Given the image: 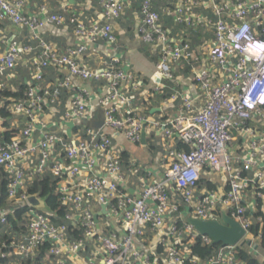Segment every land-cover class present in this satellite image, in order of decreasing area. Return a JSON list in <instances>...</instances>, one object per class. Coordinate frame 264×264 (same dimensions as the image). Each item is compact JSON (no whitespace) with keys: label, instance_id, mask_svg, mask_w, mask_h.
<instances>
[{"label":"built area","instance_id":"obj_1","mask_svg":"<svg viewBox=\"0 0 264 264\" xmlns=\"http://www.w3.org/2000/svg\"><path fill=\"white\" fill-rule=\"evenodd\" d=\"M73 1L59 0L65 11L49 13L32 11L28 0H0V23L26 33L0 31V92L21 64L31 71L22 96L0 97L11 114L9 127L0 126L8 192L0 222L22 207L27 227L0 250V260L246 264V250L263 264L261 233L251 228L262 222L255 214L264 213V0H99L102 13L88 22ZM128 10L139 40L157 55L159 78L150 86L118 55L100 57L98 65L86 59L99 40L117 44L114 23ZM71 27L83 43L62 48L43 36ZM183 84L193 95L183 96ZM159 95L158 114H151L150 99ZM92 99L105 107L98 128L80 125L93 116ZM143 132L158 135L165 149V173L154 181L134 163L125 165L115 142L124 134L140 143ZM47 174L56 180L63 215L30 203L32 195L44 198L29 189ZM185 207L202 220L228 215L246 234L235 245L213 244L178 217ZM149 235L150 243L139 246ZM198 243L212 247L205 258L193 251Z\"/></svg>","mask_w":264,"mask_h":264},{"label":"crops","instance_id":"obj_2","mask_svg":"<svg viewBox=\"0 0 264 264\" xmlns=\"http://www.w3.org/2000/svg\"><path fill=\"white\" fill-rule=\"evenodd\" d=\"M29 7L32 11L38 12L43 7H46L49 13L52 12H63L65 8L61 5L59 0H28ZM72 8L75 11H83V17L86 18L87 22L90 21L93 16L98 13H102L103 7L99 0H78L72 2ZM131 11H127L123 18L117 20L114 23V28L116 30L118 36V42L116 45H108L105 41L99 40L96 48V52L90 55H86L87 62L91 65H98L99 58L108 57L118 55L121 57L122 66L127 72H131L134 74L136 79L141 80L144 86H150L154 84L155 77L157 75V55L152 53V49L149 45H145L142 41L139 40L135 31V16L133 17ZM168 21V20H167ZM171 22V21H168ZM8 34V36L12 37L14 35H18L19 37H26V33H19L20 31L12 26L8 22L0 23V31ZM72 27L66 29H60L59 31H50L46 30L43 33V36L46 40L51 41L53 43H57L62 48L66 47L68 44H77L83 43V40L78 39L72 33ZM179 32V29L176 30ZM180 35L183 33L180 32ZM210 34V33H209ZM213 35V33H212ZM199 42V39H197ZM144 46L146 49L144 50ZM151 60L155 58V62L148 60V55ZM93 58V59H92ZM97 60V61H96ZM96 63H95V62ZM189 72V71H188ZM57 74L56 71L51 70L48 76L49 79H53V77ZM189 74V73H186ZM31 81V71H29L28 65L23 63L18 68L17 77L12 79L9 83L8 91L17 92L19 90H25L27 85ZM183 87V88H182ZM182 94L184 97H188L193 95L191 88L187 84H183L181 86ZM167 91V90H166ZM24 92V91H23ZM171 94V93H169ZM161 96L159 95L156 99H150L151 105L153 108L151 109V114L159 111L158 105L161 103ZM160 98V99H159ZM93 103V116L90 120H81L80 125H86L93 128H98L100 126H93L91 123H97L95 121L104 122V110L105 107L96 103L94 99H92ZM178 104V102H176ZM181 103V100L179 104ZM169 112V111H168ZM171 114H174L175 110L170 109ZM1 117V115H0ZM2 119V120H1ZM0 126L4 123H8L9 127V119L1 118ZM4 119V121H3ZM69 126H73V123H67ZM79 125V123H77ZM23 125H21L22 127ZM17 132V131H15ZM160 137L158 135L152 136V134H148L145 132V141L141 139L140 143H132L126 139L124 134H117L115 137V142H117L120 147L123 149V153H126L128 156L127 163H134L135 168L138 169L137 173L142 175H150L151 180L154 181L162 177L165 173L166 165H164V154L165 149L161 146H158V142ZM136 174L133 175V181ZM214 184V183H213ZM133 190V185L130 187ZM182 219L183 222H188V219L193 216V209L185 207L181 209L180 214L178 215ZM184 223H180L183 225ZM151 235H149L146 239L139 242V246H145L150 243ZM158 250V249H155Z\"/></svg>","mask_w":264,"mask_h":264},{"label":"trees","instance_id":"obj_3","mask_svg":"<svg viewBox=\"0 0 264 264\" xmlns=\"http://www.w3.org/2000/svg\"><path fill=\"white\" fill-rule=\"evenodd\" d=\"M159 11H161L160 5L156 6ZM189 69L186 71L188 72ZM24 91V90H23ZM22 90H19L17 92H11V91H2L0 92L1 96H22L23 94ZM164 96H169V91H166V94ZM0 115L1 117L5 119H9L11 117V114L6 109V106L0 108ZM5 125H8L6 122ZM5 139H9L11 137V133L7 132L4 133ZM180 147H185L184 144H180ZM128 156L126 153H123V160L124 164L128 166L129 163H127ZM211 186V183H209ZM56 191V180L47 174V176L40 180L35 181L33 183V186L30 187L29 192L36 193L39 192V194L46 199V207H48L52 211H57L60 215H63L65 212V207L61 206L59 198ZM8 192H7V181L4 179V174L2 171H0V208L7 206V198H8ZM260 215L262 217V222L255 221L251 231L252 233L259 234L261 233V247L260 250L264 252V213L259 212L255 214L257 217ZM24 216V208L19 207L14 212L9 213L7 217V224H2L0 222V250L5 248V244H9V241L13 236L20 235L22 233H25L27 231V227L22 224ZM216 246V245H215ZM46 249V245H44L41 248V257L44 255ZM212 247H202L200 243L193 246V251L196 254H199L202 258H205L207 255L210 254ZM240 256L244 261H246V264H261L260 261L252 255L250 252L246 250H241ZM40 258H36L34 261V264H39ZM0 263L2 264H31V261L29 262H17L13 263L12 259H1ZM264 264V263H263Z\"/></svg>","mask_w":264,"mask_h":264},{"label":"water","instance_id":"obj_4","mask_svg":"<svg viewBox=\"0 0 264 264\" xmlns=\"http://www.w3.org/2000/svg\"><path fill=\"white\" fill-rule=\"evenodd\" d=\"M157 78H159V73H157ZM95 122L97 123H91V125L101 126L103 124L102 121ZM142 139L145 141V132H143ZM29 200L32 205L46 207L45 198L39 199L36 195H32ZM188 222L191 223L201 234L208 235L212 239L213 244L235 245L246 234V230L241 224L228 215H224L222 221L202 220L196 217H191L188 219Z\"/></svg>","mask_w":264,"mask_h":264},{"label":"rangeland","instance_id":"obj_5","mask_svg":"<svg viewBox=\"0 0 264 264\" xmlns=\"http://www.w3.org/2000/svg\"><path fill=\"white\" fill-rule=\"evenodd\" d=\"M145 45H146V44H145ZM145 49H146V47L144 46V50H145ZM147 55H148V58H149L148 60H150V61H152V62H155V58L151 60L149 54H147Z\"/></svg>","mask_w":264,"mask_h":264}]
</instances>
